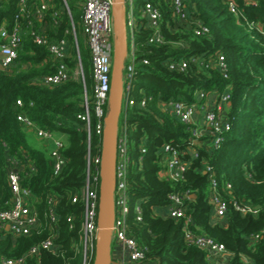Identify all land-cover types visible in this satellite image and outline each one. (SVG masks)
Instances as JSON below:
<instances>
[{"label": "trees", "instance_id": "1", "mask_svg": "<svg viewBox=\"0 0 264 264\" xmlns=\"http://www.w3.org/2000/svg\"><path fill=\"white\" fill-rule=\"evenodd\" d=\"M17 1L0 3V24L6 20L11 27ZM147 1L161 11L163 43L148 42L153 28L143 16ZM236 2L238 15L231 12L224 0H189L190 20L201 21L209 29L198 35L192 24L177 21L166 0H133L135 26L130 33L127 23V32L128 49L132 40L138 48L136 73L124 98H134L136 103L123 106L118 132L127 126L131 160L127 176L128 233L146 250L150 262L221 264L218 258H209L206 250L186 242L187 224L193 232L224 244L230 253L224 264L248 261L264 264V0ZM54 3L46 12L49 28L45 32L50 40L68 37L70 50L66 61L74 69L78 58L72 29L73 23L78 34L83 29V11L77 7L74 14L72 10V20L63 0ZM56 11L58 15L54 16ZM78 45L84 78L73 77L58 85L44 83L43 77L54 72L56 61L46 46L35 43L29 35L24 36L17 65L0 70V210H9L13 204L8 173L11 161H15L22 186L30 189L36 198L40 222L30 234L17 235L0 225V264L3 259L23 257L53 230L60 250L54 253L41 249L38 254L27 256L24 264H83V254L77 246L84 217L81 194L87 177L89 133L78 114L85 111L86 98L92 100L94 78L90 48L86 42L82 46L79 39ZM220 54L227 62L226 73L211 64ZM193 57L198 58L197 62L192 61ZM170 58L188 59L187 70L169 69L166 62ZM199 90L207 95L228 91L231 96L225 107L231 128L224 133L217 149L212 147L209 133L193 142L190 126L161 104L170 99L196 102ZM143 97L147 98L145 106L140 104ZM17 100L23 104L18 105ZM20 113L39 127L67 134L62 150L66 163L60 173H54L49 144L31 143L30 134L34 132L17 119ZM96 122L93 116L92 157L101 152L103 142V137L95 131ZM166 143L179 149L182 159L188 162L181 179L162 175L165 169L162 146ZM205 164L212 166L218 192L227 205L222 218L214 212ZM184 191H189L185 199L186 214L191 218L189 224L185 217L158 213V208H168L171 193ZM74 196L79 197L78 202L73 201ZM51 197L55 198L58 218L53 225L48 217ZM236 203L258 212H242ZM137 205L141 208V219ZM70 216L72 222L68 221ZM256 234L259 237L252 240Z\"/></svg>", "mask_w": 264, "mask_h": 264}, {"label": "built area", "instance_id": "2", "mask_svg": "<svg viewBox=\"0 0 264 264\" xmlns=\"http://www.w3.org/2000/svg\"><path fill=\"white\" fill-rule=\"evenodd\" d=\"M8 0H0V3ZM171 5L174 16L179 23L192 24L194 31L198 35L205 34L209 31L208 27L201 21L190 20L188 10L189 0H166ZM231 12L239 13L236 0H224ZM64 6L72 18V12L67 0H63ZM115 0H84L82 4V26L83 32L90 48L94 90L92 100L86 98L85 111L78 114L86 126L89 133L88 152H87V177L82 189L81 200L84 204L82 235L78 251L83 254V264H93L96 253V239L100 230L98 224L99 201H100V170L102 162V149L97 155H91V128L93 116L96 118L95 131L103 137L105 127V117L109 111V99L111 90L112 69L114 62L115 42L117 32L114 26L113 5ZM51 0H18L17 12L15 13L13 23L9 28L7 21L3 20L0 24V66L5 69L13 68L17 65L19 53L23 45L24 36L29 35L32 40L44 45L56 61L54 72L43 77L44 83L48 85H58L74 77V71L67 63L69 57L70 41L64 36L57 40H50L46 34L45 22H47L46 12L51 8ZM127 23L130 27V33L133 32L135 19L133 15V0H125L124 3ZM144 15L149 19L153 33L150 36L149 43H163L164 36L160 29V19L162 17L160 9L151 1H147L143 7ZM56 11L54 16H57ZM73 20V19H72ZM56 23V22H55ZM75 34V33H74ZM132 35V34H131ZM133 41V40H132ZM75 44L77 48L78 65L83 73V65L79 52V45L75 34ZM137 46L133 41L130 50L128 49L126 68L123 71L124 79V96L129 94L131 81L136 73V53ZM198 58L193 57L192 61L197 62ZM148 63V60H144ZM167 66L171 70H187L189 66L188 59H169ZM211 64L217 66L221 71H227V62L225 57L220 54ZM1 70V69H0ZM198 100L188 102L183 99H170L163 101L162 107L170 111L176 118L184 124L190 126L191 140L201 138L206 134L212 135L211 145L218 148L223 140L224 133L230 130L231 124L226 117V105L229 104L231 96L228 91L221 94L212 93L207 95L204 91H197ZM208 98L207 103H201L200 100ZM134 98H124L123 106L126 104L134 105ZM147 98L140 100L141 106H145ZM18 105H22L21 100H17ZM202 110V114L198 111ZM123 111V110H122ZM200 116V119L198 117ZM17 119L24 123L26 128L33 131L39 138L52 144L50 155L53 160L54 173L62 171L66 158L62 153L65 142L61 139H55L53 132L49 129L39 127L28 116L20 113ZM202 120L203 127L199 126ZM103 140V139H102ZM103 143V142H102ZM145 151V148H142ZM165 169L163 175L172 180L181 179L188 168V162L182 159L179 149L172 144L166 143L162 146ZM197 155V153L195 154ZM130 156L128 154V133L127 126L124 125L118 132V141L116 149V168L115 179L116 185L114 190L116 216L112 226V263L111 264H161L159 262H150L146 257V250L141 248L135 238L128 233L127 214L129 213V195H128V168L130 165ZM11 167L8 173L9 184L13 192V204L9 210H0V225L11 230L14 234H30L33 228L40 225L39 215L35 209V201L30 202L32 192L24 188L21 184L22 176L17 167V162L11 161ZM205 172L209 174L211 183V202L214 206L215 215L222 218L227 213V205L218 192V183L213 173L212 166L205 164ZM189 191L173 192L169 195L170 204L168 206V215L174 218H186L189 224L191 218L186 214L185 199ZM74 202L79 201L78 196L73 197ZM48 217L51 223H57L55 209V198L49 199ZM236 208L242 212L257 213L258 210L249 206L235 204ZM138 219H141V208L136 206ZM72 222V216L68 218ZM264 233V229H263ZM259 234L252 236L256 240ZM185 239L188 244L198 246L208 252L209 258H218L227 252L224 244L215 241L205 234L193 232L186 224ZM57 233L53 230L52 234L44 239L39 245L33 246L27 254L18 259H3L2 264H24L26 257L36 255L41 249L57 253L60 250V244L57 243ZM247 264H254L248 261Z\"/></svg>", "mask_w": 264, "mask_h": 264}, {"label": "water", "instance_id": "3", "mask_svg": "<svg viewBox=\"0 0 264 264\" xmlns=\"http://www.w3.org/2000/svg\"><path fill=\"white\" fill-rule=\"evenodd\" d=\"M125 0H115L113 5L114 26L117 32L115 42L114 62L112 69L109 111L105 117V127L102 143L101 182L98 224L100 230L96 239V253L93 264L112 263V226L114 225L116 210L114 190L116 185V149L118 141L119 120L124 101V79L128 53L127 19L124 8ZM4 70L3 66H0Z\"/></svg>", "mask_w": 264, "mask_h": 264}, {"label": "crops", "instance_id": "4", "mask_svg": "<svg viewBox=\"0 0 264 264\" xmlns=\"http://www.w3.org/2000/svg\"><path fill=\"white\" fill-rule=\"evenodd\" d=\"M68 1V0H67ZM83 1L84 0H77V2H76V5H77V7L79 8V9H81L82 10V4H83ZM55 0H51V5L50 6H52V7H54L55 6ZM69 3V2H68ZM70 6V5H69ZM71 7V6H70ZM65 8V7H64ZM66 9V8H65ZM71 9V8H70ZM71 12H72V9H71ZM70 16V15H69ZM143 16L144 17H146L145 15H144V13H143ZM71 18V17H70ZM71 19H73V16H72V18ZM81 25H82V21H81ZM47 28H49V22H45V30L47 29ZM82 28H83V26H82ZM76 34V39H77V42H78V36H79V34L77 33V31H76V28H75V25H74V23H73V29H72V34L74 35V44H75V34ZM81 33H82V35L84 36V39H85V42L87 43V40H86V37H85V35H84V32H83V29L81 30ZM128 33V32H127ZM133 44V41L131 42V44H130V48H131V45ZM76 45V44H75ZM130 50V49H129ZM78 60V59H77ZM82 60V59H81ZM79 63L77 62V65H76V67L73 69V68H71L73 71H74V77H81V78H84V76L82 75V72H81V69H80V67H79V65H78ZM84 73V72H83ZM208 104H209V102H208ZM198 114H202V110H199L198 111ZM198 117H199V119H200V116L198 115ZM202 120H200V122H199V126H201V127H203L204 125L202 124V122H201ZM35 134V133H34ZM36 135V134H35ZM54 135V134H53ZM37 136V135H36ZM54 137H55V139H60V138H58V137H56L55 135H54ZM62 140V139H61ZM42 141H45V140H42ZM64 141V140H63ZM46 142V141H45ZM65 143H66V141H64ZM48 143V142H47ZM49 144V147L51 148V146H52V144H50V143H48ZM163 175V174H162ZM36 200V198L34 197V195L32 194V197H31V199H30V202L31 203H33L34 201ZM157 211H158V213L159 214H162V215H164V216H166V215H168V208H162V207H160V208H158L157 209ZM216 217V216H215ZM230 258V253H227V252H225L222 256H220V257H218V261H219V263H221V264H224L225 262H227V260Z\"/></svg>", "mask_w": 264, "mask_h": 264}, {"label": "rangeland", "instance_id": "5", "mask_svg": "<svg viewBox=\"0 0 264 264\" xmlns=\"http://www.w3.org/2000/svg\"><path fill=\"white\" fill-rule=\"evenodd\" d=\"M68 2H69V5L71 6V8L73 10V13L76 14V12H77V9H76L77 8V5H76L77 0H68ZM79 41H80L81 45L84 46L85 39H84V36L82 35L81 31H79ZM53 134L56 137H58L64 141H67V134L66 133H64L62 131H54ZM30 141L35 146H41L42 145V139L39 138L38 136L34 135V134H30Z\"/></svg>", "mask_w": 264, "mask_h": 264}]
</instances>
